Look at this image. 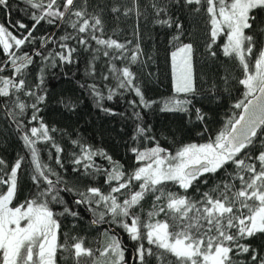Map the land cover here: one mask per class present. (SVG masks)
Masks as SVG:
<instances>
[{
  "label": "snow or ice",
  "instance_id": "obj_1",
  "mask_svg": "<svg viewBox=\"0 0 264 264\" xmlns=\"http://www.w3.org/2000/svg\"><path fill=\"white\" fill-rule=\"evenodd\" d=\"M19 3L26 6L29 23L13 21L11 0H0V138L14 136L26 152L11 164L0 155V264H264V0ZM185 12L206 18L207 60L214 63L219 49L238 73L220 77L223 89L196 70V50L183 39L190 35ZM130 16L137 20L133 39L121 42L115 29L108 35L109 17ZM148 17L171 48L175 96L162 105L147 95L142 80L152 57L142 47L139 21ZM81 57L89 80L77 86L105 115L135 122L127 147L130 167L75 130L49 125L42 115L49 75L61 69L69 78L63 70L79 65ZM232 82L242 88V98L232 104L223 128L211 134L202 101L219 103ZM114 99L124 102L126 111L102 103ZM59 103L76 111L71 100ZM149 112L183 114L188 130L204 142L183 143L175 151L165 147L145 121ZM57 135L67 138L71 151ZM38 145L47 146L55 167L42 161ZM26 159L31 188L21 199ZM209 178L214 186L201 192L199 184L207 185ZM82 212L88 227L108 225L99 231L96 247L76 231L85 221ZM65 221L71 225L67 232Z\"/></svg>",
  "mask_w": 264,
  "mask_h": 264
},
{
  "label": "trees",
  "instance_id": "obj_2",
  "mask_svg": "<svg viewBox=\"0 0 264 264\" xmlns=\"http://www.w3.org/2000/svg\"><path fill=\"white\" fill-rule=\"evenodd\" d=\"M13 5L11 18L13 21L22 19L25 23H29L28 17L25 14V5L19 3V0H11ZM4 19V15L0 12V22ZM186 35L183 39L185 42L193 43L196 50L195 63L196 70L201 76L202 80H207L209 76L220 83L221 89L224 85L220 82V77L224 76L228 71H231L232 75H237V71L233 68L232 64L222 56L219 49L218 59L213 63L207 60L205 55V43L208 39L206 33L208 32V24L203 13H191L185 12L182 14ZM109 29L108 35H113V29L116 30L114 38L119 39L121 42L125 40L133 39V29L137 24L135 16L128 18H121L119 21L112 20L109 17ZM140 31L143 34L142 47L144 48L147 56H151L152 59L142 69V80L147 84V95L154 100H157L161 105L170 98L175 96L172 90L171 69L169 53L171 48L167 45L165 37L162 35L163 30L156 28L151 23V18L141 19L139 21ZM43 28H47V25H43ZM218 43H223L221 38ZM147 59V57H145ZM103 64V59L99 62ZM86 65L84 58L81 57V63L77 66H73L70 69H64L63 71L69 72V78H65L61 74V69L53 70L54 74L48 77V87L50 89V95L48 100V107L44 110L42 115L45 121L51 125L61 129H66L68 132L75 130L80 136L86 139V141L95 148H102L106 150L116 160H120L126 166L130 167L133 163L131 154L127 152V147L131 144V134L134 130V121L127 116H109L105 115L102 111L95 107L94 100L89 97L85 91L81 90L77 86V81L84 83L89 80V77L85 75ZM135 70H140V66H134ZM75 72L73 77L71 73ZM151 74V75H149ZM231 92H225L219 103L208 101H202L205 110L210 114L209 129L211 134L217 133L222 129L224 124L230 115L233 114L232 104L238 99L242 98V88L232 82ZM132 96H128L127 99H132ZM182 98V97H177ZM61 99L71 100L77 104L75 112L67 111L59 101ZM104 106L117 110L118 112L126 111V104L119 99L114 101H102ZM199 106V105H198ZM239 111V110H236ZM145 121L151 124L157 134L160 135L165 147H169L175 151L180 144L189 142H204L203 139L195 135L194 131L188 129L191 125L186 126L185 116L180 113H160L149 112ZM173 133L172 135L168 133ZM167 136V140L164 137ZM57 141L60 142L67 151H71L67 138L61 140L57 135ZM41 151V159L44 163L52 164L55 167L54 160L49 158L48 148L45 145H38ZM151 146V145H147ZM26 155L22 144L14 136H9L7 139L0 138V155H2L11 164L14 162L17 155ZM54 155V150H53ZM100 163H105L100 160ZM65 167L69 169L67 173L71 176V167L69 156H64ZM30 168L28 167V160H25V172L23 176L24 192L21 194V199L24 195L28 194L31 188V182L28 179V173ZM216 179H219L217 177ZM216 180L209 178L208 184H199L201 192L209 190L214 186ZM102 183V181H101ZM170 189L177 190L175 186H170ZM194 196H199V193L191 192ZM150 202H145V208L149 207ZM85 216V221L80 224L76 230L80 235L85 236L89 246L96 247V241L99 231L107 228L108 225H98L95 227H88L87 220L88 214L82 212ZM71 227L68 221H65L64 231L67 232ZM123 235V234H122ZM125 243L128 244L129 253H126V259L129 258L131 253V244L128 243L126 235L123 236ZM62 264H65L62 261Z\"/></svg>",
  "mask_w": 264,
  "mask_h": 264
}]
</instances>
